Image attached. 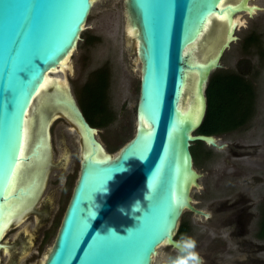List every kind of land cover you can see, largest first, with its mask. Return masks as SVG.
I'll list each match as a JSON object with an SVG mask.
<instances>
[{"label":"water","instance_id":"95a60500","mask_svg":"<svg viewBox=\"0 0 264 264\" xmlns=\"http://www.w3.org/2000/svg\"><path fill=\"white\" fill-rule=\"evenodd\" d=\"M249 1L123 0L140 84L135 134L113 156L62 75L57 91L51 86L38 106L33 140L22 153L27 113L45 76L67 67L94 0H0V250L7 231L32 211L43 219L35 205L49 172L64 162L52 164L50 124L62 118L79 137V175L42 264H153L163 246L179 253L183 213L209 217L191 198L200 178L191 147H224L196 132L207 112L211 74L238 39L236 15L262 10ZM21 164L26 170L20 168L13 185Z\"/></svg>","mask_w":264,"mask_h":264},{"label":"rangeland","instance_id":"374dc122","mask_svg":"<svg viewBox=\"0 0 264 264\" xmlns=\"http://www.w3.org/2000/svg\"><path fill=\"white\" fill-rule=\"evenodd\" d=\"M249 4H255L262 10L256 11L251 17L244 13L236 15L241 17L242 23L234 33L238 39L223 53L220 61L223 69L213 72L236 73L238 68L245 73L250 72L249 80L255 83L257 117L252 121L254 131L236 132L220 137L221 142L226 143L228 147L238 142L237 137L245 140V147L264 143V124L261 122L264 119V0H251ZM125 29L123 0H94L84 31L81 33V41L68 59L67 69L65 68L62 74H57L58 77L64 76L65 83L78 104L80 90L89 81L92 73L102 68L108 71V105L113 120L105 127L96 128V138L105 151L113 156L135 134L136 106L139 97L140 66L138 62L133 63L136 56L135 43L126 41ZM251 36L258 38V43L247 46ZM69 127L62 118L55 119L50 124L52 164L64 160L63 165L49 172L40 202L35 205L39 212L44 211L42 221H37L36 212L32 216L27 215L15 229L7 231L3 241L9 243L14 250L0 252V264L43 263L55 239L71 190L79 175V137L75 132H69L67 130ZM195 145L196 143L192 144V153ZM205 149L207 150L205 152L210 153L209 160L198 158L194 163V168L203 177L199 180L202 189L192 190L193 200L198 207L217 213L224 212L232 218L223 220L226 225L214 230L210 223L187 211L181 217L180 226L185 224L188 227L189 230L184 235L196 240V252L204 258L205 264H235L232 258L229 259L238 254L235 242H242L243 237L254 238L255 222L258 218L255 206H249L242 200L244 196L256 199L259 197L252 189L247 191L242 186L234 187L237 179L241 181L244 175L233 177L236 171L231 166L232 160H229V148L214 152L213 149L212 151ZM248 156L241 161H234L233 165L244 170L242 163L247 164L253 157L262 158L261 154ZM226 160L229 162L226 163ZM261 187L262 193L264 186ZM220 204L223 208H219ZM220 217L219 215V221ZM233 217L242 219L246 225L245 229H231ZM261 249L259 257L264 259L263 243ZM158 252L153 264H167L169 257L179 254L169 246L159 248Z\"/></svg>","mask_w":264,"mask_h":264},{"label":"trees","instance_id":"16d2710c","mask_svg":"<svg viewBox=\"0 0 264 264\" xmlns=\"http://www.w3.org/2000/svg\"><path fill=\"white\" fill-rule=\"evenodd\" d=\"M258 38L251 36L248 45L257 44ZM241 76L232 73H213L209 79L206 96L207 112L198 133L216 134L226 129L241 126L253 114L255 93ZM109 73L104 68L92 73L91 78L80 90L78 106L88 124L102 128L112 122L113 114L108 105ZM194 147L195 162L198 155ZM187 227L181 224L178 234L186 233Z\"/></svg>","mask_w":264,"mask_h":264},{"label":"flooded vegetation","instance_id":"af4514ba","mask_svg":"<svg viewBox=\"0 0 264 264\" xmlns=\"http://www.w3.org/2000/svg\"><path fill=\"white\" fill-rule=\"evenodd\" d=\"M220 69H223V67H221ZM220 69H218V70H220ZM222 72L227 73L226 71H217L215 73H222ZM232 74H236V75L241 76V79L243 80V82L245 84H248L251 87V89L253 90V92L255 93V87H254L255 83L253 81L249 80L250 72L245 73L242 70L237 68L236 73H232ZM253 108H254V110H253L252 116L247 120V122L245 124H243L241 126L237 125L235 127L226 129L223 132H219L216 134H204V133H198V131L196 132L197 134H201V135L213 136L219 145H224V147L222 149H217L216 147L208 146L206 143H203V142H196V145L193 146V148L197 147L196 153L198 155V158L202 159L204 161L209 160V154H210V153L205 152V151H207L205 148H208L211 151L213 149V152H214V150L224 151V150L229 148L228 149L230 152V154H228V156L230 155L229 160H232L231 166L236 171V173L233 177L238 178L241 175H244V177L241 181H239L237 179V184H235L236 186H234V187L242 186V187L246 188L247 191H249V189H252L253 191L257 192V196L259 197V199H256V198H252V197L250 198V197L244 196V199L242 200L243 202H247L246 204L249 206H252V205L255 206V210H256V213L258 214V218H257V221L255 222L256 232H255L254 238L249 239V238L243 237L242 242L241 241L235 242L238 254L229 257V259L232 258L231 260L233 262H235V264H237V263H239V264H264V259L259 257V253H261V251H262L261 243L264 244V191L262 190V193H261V190H260L262 188L261 186H264V154H262V152L264 151V143H261L260 145L256 144V145H253L250 147H245V144H246L245 140L242 139L241 137H237L238 142L234 143L233 145H230L228 147V145L226 143L221 142L220 137L225 136V135H229V134L232 135V134H235L236 132H239V133L244 132L245 133V132H249V131H254L253 128L255 126L252 125V121L255 119V117H257L256 93H255V97H254V101H253ZM258 116H259V113H258ZM261 122H262V124H264V119ZM191 154L193 157V161L195 163V159H194V155H193L192 151H191ZM258 154H261L262 158L253 157L248 161L247 164L242 163V165H244V167H243L244 170L239 169L233 165L234 161H241L245 158H248L249 157L248 155H258ZM205 156H206V158L204 159ZM213 160H215V159H213ZM225 162L227 163L229 161L226 160ZM199 174H200V178L198 179V184H199L198 190L202 189V186L199 183V180L203 177V175L201 173H199ZM236 190H237V188H236ZM260 193H261V195H259ZM244 195H246V193H244ZM191 198H192L194 207L199 209V210L204 211L205 213H208L209 217L204 218L202 216H197L193 213L192 214L197 216V217H201L202 220H205L208 223H210V227H212L214 230H219V228H222L223 226L226 225L223 220H227V219L232 218L231 216L224 214V212H221L222 213L221 214L220 212L217 213V212H214L213 210L207 211V210L203 209L202 207L196 206V203L194 202L193 197H192V192H191ZM253 201H254V203H253ZM220 207L223 208V205L220 204L219 208ZM31 213L35 214V211H32ZM219 215L221 216L220 217L221 221H219V219H218ZM216 217H217V220H215ZM26 218H27V216H26ZM233 219H234V221L231 223L232 224L231 229H236V228L245 229L246 225H245V222L242 221V219H240L239 217H235V218L233 217ZM17 226L18 225H15V226H12L11 228L15 229ZM179 228H180V226H179ZM188 230L189 229H187V231ZM181 236L177 233L176 239L180 240ZM2 243L5 245V248L0 250L1 253L11 252L14 250V248H12L11 245H9V243H5L3 241V239H2ZM200 257L202 258V264H205L204 258L202 256H200ZM226 259H228V258H226ZM13 264H15V262Z\"/></svg>","mask_w":264,"mask_h":264},{"label":"bare ground","instance_id":"6f19581e","mask_svg":"<svg viewBox=\"0 0 264 264\" xmlns=\"http://www.w3.org/2000/svg\"><path fill=\"white\" fill-rule=\"evenodd\" d=\"M132 46L134 47V45H132ZM187 54L192 56L193 55V50H189L187 52ZM63 67H64V65H61L59 69H56L50 75L47 74L45 76V79H44V81H43V83H42V85H41V87H40V89L38 90V93H37V98H38L37 103L34 105L32 111L29 110L30 112L27 113V116H26V127H25L24 138H23L22 153H25V151L28 149L29 145L31 144V142L33 140V121H34L38 111L41 108V107L38 108V106H40L44 102L47 93L50 91V87L51 86L56 85V88H55L54 91H57V85L61 84V82H62V79L60 77H58L59 75H57V74H59L58 72L61 69L64 72V68ZM43 117H44V115H43ZM99 155H100V153L98 154V156ZM20 168L23 169V170H26L24 164H21L19 166L13 185H15L18 182ZM16 217L19 218L20 216L16 215Z\"/></svg>","mask_w":264,"mask_h":264},{"label":"clouds","instance_id":"9594fccd","mask_svg":"<svg viewBox=\"0 0 264 264\" xmlns=\"http://www.w3.org/2000/svg\"><path fill=\"white\" fill-rule=\"evenodd\" d=\"M148 199V196L145 197ZM131 228L127 229L130 230ZM115 232L114 230H109ZM179 254L175 257H169L167 264H202V258L196 252L197 242L190 236L182 235L181 239L176 242Z\"/></svg>","mask_w":264,"mask_h":264},{"label":"snow or ice","instance_id":"6c2138e0","mask_svg":"<svg viewBox=\"0 0 264 264\" xmlns=\"http://www.w3.org/2000/svg\"><path fill=\"white\" fill-rule=\"evenodd\" d=\"M162 237H163V235H162ZM162 237H161V238H162Z\"/></svg>","mask_w":264,"mask_h":264}]
</instances>
